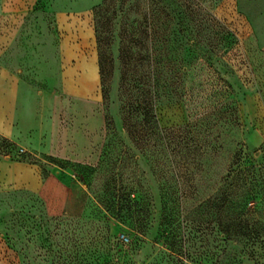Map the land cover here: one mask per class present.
I'll return each instance as SVG.
<instances>
[{"label":"rangeland","instance_id":"obj_1","mask_svg":"<svg viewBox=\"0 0 264 264\" xmlns=\"http://www.w3.org/2000/svg\"><path fill=\"white\" fill-rule=\"evenodd\" d=\"M50 6L88 16L96 57L99 35L112 60L106 100L100 85L96 91L102 133L90 158L75 162L23 153L0 137V156L34 163L42 176L55 167L70 187L60 216L47 215L34 193H0V264H264V61L256 58L264 0ZM44 37L36 36L38 46ZM155 60L162 86L152 100L156 129L136 124L131 138L123 120L140 99L136 81L152 91ZM130 117L133 129L141 117ZM236 164L255 171L254 182L241 174L228 188ZM223 192L237 207L221 210ZM166 230L188 261L172 255Z\"/></svg>","mask_w":264,"mask_h":264},{"label":"crops","instance_id":"obj_2","mask_svg":"<svg viewBox=\"0 0 264 264\" xmlns=\"http://www.w3.org/2000/svg\"><path fill=\"white\" fill-rule=\"evenodd\" d=\"M261 20L257 35L264 37ZM42 34L48 38L38 46ZM94 41L88 16L54 11L50 0H0V137L34 156L90 158L103 123ZM256 58L264 61V38ZM69 188L55 167L42 176L34 163L0 156V193H34L47 215L63 214Z\"/></svg>","mask_w":264,"mask_h":264},{"label":"trees","instance_id":"obj_3","mask_svg":"<svg viewBox=\"0 0 264 264\" xmlns=\"http://www.w3.org/2000/svg\"><path fill=\"white\" fill-rule=\"evenodd\" d=\"M96 41L98 42V72H99V76H100V86L102 88L103 101H105L106 97H107L108 89H109L108 83H109V80L111 79V76H112V60L106 55V52L101 49V43L102 42H100L101 40H100L99 35H97ZM142 60L139 59L140 64L142 63L141 62ZM158 63L159 62L157 60H155L154 68H155L156 72L153 73V76L149 79V83L147 84L148 86H150V88L153 87L152 91H149V90L145 91L144 90L145 82H142L141 80L136 81L137 84H135L136 85L135 88L137 89V91L140 92L139 93L140 99L137 98L133 101L132 104L129 103L128 104V108H129L128 110L130 112L129 113L130 116L132 114H136V115L141 117V120L139 123H135V126H133V129L131 126V122H129V119L132 121L130 116L128 117L129 119L124 118V120H123V124L125 125V128L127 129L128 134L131 138H133V134L135 133L134 127H136V124H140V125L144 126V129H145V127H146V129L148 127L150 130L156 129L152 126L153 123H155V121H154L155 116L153 114V105H152L153 101L152 100L156 99L158 97V92H160L161 87H162L160 85V73L158 72ZM125 67H126V65H125ZM151 132H153V131H151ZM152 134L154 135L155 133L153 132ZM5 140L7 142H9V140H7V139H5ZM140 142H141V140H140ZM235 167H236V170H232L231 173H229L225 177V183L226 184L229 180L230 185L227 184L228 188H229V186H231L232 181L236 180L237 178H240L241 174H245V178L249 177V180L251 181V183L254 182V180L257 178V176L255 175L254 169H251L252 171H254V174H253L252 172H248L249 170L247 171V170L241 169L238 164H236ZM127 202H128L127 203L128 205L131 204V202H129V201H127ZM220 203H221V206H220L221 210H224V209L229 210V209L237 207L236 199L234 198V196L232 194H229V193L226 194L223 192V194H221ZM165 210L167 211V213H166L167 225H171L174 223V220L171 219L170 208L165 207ZM136 223H137V221H136ZM139 224L140 223H138V225ZM135 228H138V226H135ZM164 233H165V236L167 238L168 245H169V247H171L170 252L172 253V255H174L175 257H178L179 259H184V260L188 261V256L186 255L187 250H185L184 253H182L180 256V254H178L173 249L174 245H173V243H171V241L175 238L174 232H172L170 230H166ZM229 233L230 232L227 230L225 232L226 236H230ZM236 236H239V234H237Z\"/></svg>","mask_w":264,"mask_h":264}]
</instances>
